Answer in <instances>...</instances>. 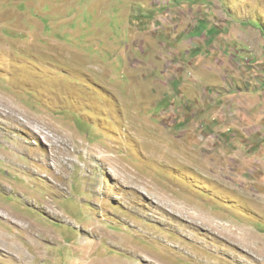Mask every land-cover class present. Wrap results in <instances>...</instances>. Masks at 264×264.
I'll list each match as a JSON object with an SVG mask.
<instances>
[{"label":"rangeland","instance_id":"obj_1","mask_svg":"<svg viewBox=\"0 0 264 264\" xmlns=\"http://www.w3.org/2000/svg\"><path fill=\"white\" fill-rule=\"evenodd\" d=\"M0 98V264H264V0H0Z\"/></svg>","mask_w":264,"mask_h":264},{"label":"bare ground","instance_id":"obj_2","mask_svg":"<svg viewBox=\"0 0 264 264\" xmlns=\"http://www.w3.org/2000/svg\"><path fill=\"white\" fill-rule=\"evenodd\" d=\"M5 103H9V102H7V101H5L3 98H0V118H2V119H4V120H6V121H8L10 124H12V122H13V119L15 118V113L14 112H11V114L10 115H7L3 110H2V107L4 106V104ZM106 159H108V158H106ZM112 165L115 167V168H117V170H119V171H122V172H125V170L123 169V168H119V167H117L114 163H112ZM155 207L156 208H158V209H164L165 207H168V206H166V205H163V204H158V202H156V204H155ZM168 208H171V207H168ZM186 210V209H185ZM185 210H183V209H181V207L180 206H178V205H176V210H174V214L176 215V217H177V219H181V218H183V219H185V220H188V218H187V216L189 215V214H187V212L185 211ZM191 214V213H190ZM192 215V214H191ZM6 216V215H5ZM0 219H2V220H5V217H4V214L2 213V212H0ZM7 220H8V218H7ZM205 221V223H207V224H209L210 222L209 221H207V220H204ZM198 223V222H197ZM191 225H193L194 226V223H192ZM198 225H201V226H204V224H201L200 222H199V224ZM195 228V227H194ZM193 228V229H194ZM197 228V227H196ZM200 228V227H199ZM206 228V227H205ZM197 230V229H196ZM209 231V230H208ZM212 232V231H211ZM208 233V232H207ZM3 234V233H2ZM212 234V233H211ZM1 235V234H0ZM2 236H0V238H1ZM198 245V244H197Z\"/></svg>","mask_w":264,"mask_h":264}]
</instances>
